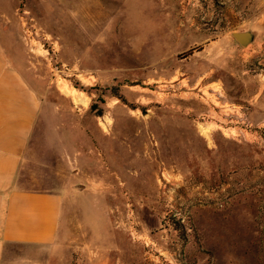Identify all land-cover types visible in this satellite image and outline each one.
I'll return each mask as SVG.
<instances>
[{"label":"rangeland","instance_id":"374dc122","mask_svg":"<svg viewBox=\"0 0 264 264\" xmlns=\"http://www.w3.org/2000/svg\"><path fill=\"white\" fill-rule=\"evenodd\" d=\"M2 25L45 102L20 184L64 219L0 264H264V141L225 115L264 136V0H0Z\"/></svg>","mask_w":264,"mask_h":264},{"label":"crops","instance_id":"0c3cea01","mask_svg":"<svg viewBox=\"0 0 264 264\" xmlns=\"http://www.w3.org/2000/svg\"><path fill=\"white\" fill-rule=\"evenodd\" d=\"M0 27V250L6 245L50 248L61 235L64 197L56 190L27 189L24 170L36 165L32 148L44 131V95L18 55L19 39Z\"/></svg>","mask_w":264,"mask_h":264},{"label":"built area","instance_id":"2783aa9c","mask_svg":"<svg viewBox=\"0 0 264 264\" xmlns=\"http://www.w3.org/2000/svg\"><path fill=\"white\" fill-rule=\"evenodd\" d=\"M226 111L227 112L225 113V115H226V117H229V123H232L235 125L239 124L240 125L239 128L241 131L245 132L247 135H251L252 137L255 136L254 137L255 140H257L259 138V140L264 141V136H262V134H259L257 131L252 132L251 127L253 126V124L246 118V115L242 111V109L240 111L239 107L233 106V107H228V109ZM240 113H242V114H240ZM236 117H239V119H241V120H238ZM230 128L235 130L237 127L233 126V127H229L228 129H230ZM258 128H259L260 132H264V129L262 131L261 127L258 126Z\"/></svg>","mask_w":264,"mask_h":264},{"label":"water","instance_id":"95a60500","mask_svg":"<svg viewBox=\"0 0 264 264\" xmlns=\"http://www.w3.org/2000/svg\"><path fill=\"white\" fill-rule=\"evenodd\" d=\"M232 35L242 46L251 44L256 37L255 33L250 30L244 32H233Z\"/></svg>","mask_w":264,"mask_h":264},{"label":"bare ground","instance_id":"6f19581e","mask_svg":"<svg viewBox=\"0 0 264 264\" xmlns=\"http://www.w3.org/2000/svg\"><path fill=\"white\" fill-rule=\"evenodd\" d=\"M63 92H65L67 95L73 96V98L75 99V101H81L78 96H76L73 92L67 90L66 88H63Z\"/></svg>","mask_w":264,"mask_h":264},{"label":"trees","instance_id":"16d2710c","mask_svg":"<svg viewBox=\"0 0 264 264\" xmlns=\"http://www.w3.org/2000/svg\"><path fill=\"white\" fill-rule=\"evenodd\" d=\"M118 95V94H117ZM91 109H94V107L92 106V108ZM98 115H100V114H98Z\"/></svg>","mask_w":264,"mask_h":264}]
</instances>
